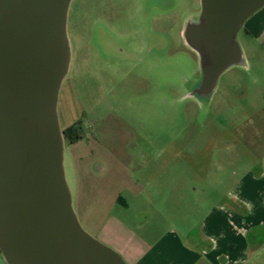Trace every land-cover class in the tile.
Wrapping results in <instances>:
<instances>
[{
	"label": "rangeland",
	"instance_id": "rangeland-1",
	"mask_svg": "<svg viewBox=\"0 0 264 264\" xmlns=\"http://www.w3.org/2000/svg\"><path fill=\"white\" fill-rule=\"evenodd\" d=\"M200 11V0L69 3L56 113L81 139L64 143L63 169L77 221L100 243L112 217L148 238L196 236L200 207L226 201L232 173L264 165V38L245 34L248 22L263 28L264 7L236 34L244 62L205 96L200 57L181 36Z\"/></svg>",
	"mask_w": 264,
	"mask_h": 264
},
{
	"label": "water",
	"instance_id": "water-1",
	"mask_svg": "<svg viewBox=\"0 0 264 264\" xmlns=\"http://www.w3.org/2000/svg\"><path fill=\"white\" fill-rule=\"evenodd\" d=\"M71 0H0V255L5 264H125L79 225L63 169L56 113L70 51ZM184 38L209 94L240 62L235 41L264 0H200ZM206 60L210 65H206Z\"/></svg>",
	"mask_w": 264,
	"mask_h": 264
},
{
	"label": "crops",
	"instance_id": "crops-1",
	"mask_svg": "<svg viewBox=\"0 0 264 264\" xmlns=\"http://www.w3.org/2000/svg\"><path fill=\"white\" fill-rule=\"evenodd\" d=\"M247 24V36L264 38V26L257 30L251 22ZM242 62L240 49L238 64ZM258 167L259 171L252 167L241 174L233 172L234 183L226 201L200 207L196 236L170 229L159 237L148 238L146 231L133 232L112 217L102 225L98 239L125 264H264V165ZM166 179L172 183L173 178ZM179 184L182 187L181 180ZM176 195L181 201L182 191ZM117 201L120 208L127 209L124 200ZM0 264H5L1 255Z\"/></svg>",
	"mask_w": 264,
	"mask_h": 264
},
{
	"label": "trees",
	"instance_id": "trees-1",
	"mask_svg": "<svg viewBox=\"0 0 264 264\" xmlns=\"http://www.w3.org/2000/svg\"><path fill=\"white\" fill-rule=\"evenodd\" d=\"M81 128L78 123L71 125L70 127L61 130L64 143L74 144L81 139L80 136Z\"/></svg>",
	"mask_w": 264,
	"mask_h": 264
},
{
	"label": "flooded vegetation",
	"instance_id": "flooded-vegetation-1",
	"mask_svg": "<svg viewBox=\"0 0 264 264\" xmlns=\"http://www.w3.org/2000/svg\"><path fill=\"white\" fill-rule=\"evenodd\" d=\"M198 20H199V18H197V20H196V22L195 23H187V24H185V26H184V29L182 30V33H181V36H182V38H183V40H184V42H185V38H184V33H185V30H186V28H187V26H189V25H196L197 23H198ZM185 44L187 45V43L185 42ZM188 46V45H187ZM189 47V46H188ZM190 48V47H189ZM191 49V48H190ZM205 64L206 65H210L211 63H210V61L209 60H206V62H205ZM236 65V64H235ZM231 67V66H230ZM228 69V68H227ZM202 83H203V78H202V71H201V80H200V83H199V85L197 86V88H196V91H195V95L196 96H205V95H209V94H198L197 93V91L198 90H200L201 89V86H202ZM217 83V82H216ZM216 85V84H215ZM215 87V86H214Z\"/></svg>",
	"mask_w": 264,
	"mask_h": 264
}]
</instances>
